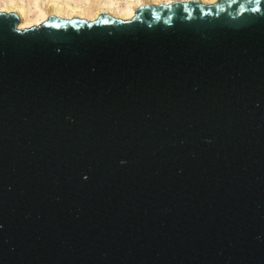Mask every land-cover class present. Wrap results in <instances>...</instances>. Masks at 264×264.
Returning <instances> with one entry per match:
<instances>
[{
  "label": "water",
  "instance_id": "95a60500",
  "mask_svg": "<svg viewBox=\"0 0 264 264\" xmlns=\"http://www.w3.org/2000/svg\"><path fill=\"white\" fill-rule=\"evenodd\" d=\"M253 7L0 13V264H264Z\"/></svg>",
  "mask_w": 264,
  "mask_h": 264
},
{
  "label": "bare ground",
  "instance_id": "6f19581e",
  "mask_svg": "<svg viewBox=\"0 0 264 264\" xmlns=\"http://www.w3.org/2000/svg\"><path fill=\"white\" fill-rule=\"evenodd\" d=\"M198 2L213 5L218 0H0V13L15 14L20 23L18 30L38 27L51 17L63 20L96 21L104 14L128 21L137 10L147 6H169L172 3Z\"/></svg>",
  "mask_w": 264,
  "mask_h": 264
},
{
  "label": "snow or ice",
  "instance_id": "6c2138e0",
  "mask_svg": "<svg viewBox=\"0 0 264 264\" xmlns=\"http://www.w3.org/2000/svg\"><path fill=\"white\" fill-rule=\"evenodd\" d=\"M262 2V0H256V3H261ZM261 10H264V9H259V8H256V7H253V8H251V11H253V12H256V11H261Z\"/></svg>",
  "mask_w": 264,
  "mask_h": 264
}]
</instances>
